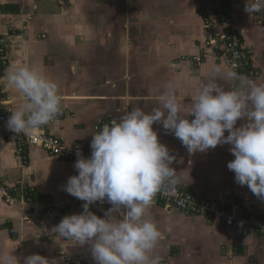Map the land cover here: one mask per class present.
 <instances>
[{"label": "crops", "instance_id": "0c3cea01", "mask_svg": "<svg viewBox=\"0 0 264 264\" xmlns=\"http://www.w3.org/2000/svg\"><path fill=\"white\" fill-rule=\"evenodd\" d=\"M212 0H0V36L7 45V65L0 75L5 98L2 108L11 115L19 94L7 75L17 65L28 66L55 81L68 117L48 128L73 150L91 155L90 144L98 127L119 120L133 108L151 112L161 107L160 95L173 83L182 115L191 109V96L201 81L209 82L216 66L231 70L210 50H204L205 31L200 6ZM245 51L252 54L264 84V5L251 14L247 0H228ZM258 0H248L249 6ZM225 90L238 81L217 79ZM189 120L194 116H187ZM242 121L237 122V127ZM161 143L175 156L171 165L182 178L176 186L203 199L221 201L239 214L264 221V199L235 181L227 167L235 157L230 144L207 152L189 153L181 141L156 123ZM228 135V132H225ZM15 141L0 130V182L29 186L38 198L56 201L78 213L84 203L66 191L75 161H62L40 149L29 151V163L17 157ZM93 211L104 218L107 202ZM26 209V208H25ZM32 214L37 206L27 207ZM150 218L161 232L151 255L160 264H264V235L239 227L225 228L177 210H166L154 200ZM117 218H120L119 216ZM49 219L29 224L15 207L0 197V264H23L40 254L49 264H66L62 252L96 264L90 245L60 237ZM11 228V229H10ZM14 234H11V231Z\"/></svg>", "mask_w": 264, "mask_h": 264}, {"label": "clouds", "instance_id": "9594fccd", "mask_svg": "<svg viewBox=\"0 0 264 264\" xmlns=\"http://www.w3.org/2000/svg\"><path fill=\"white\" fill-rule=\"evenodd\" d=\"M262 5L264 0L251 6L247 0L244 11L259 12ZM217 79L239 83L225 90ZM7 80L19 94L7 120L10 131L31 132L55 121L61 113L58 85L44 74L17 65ZM190 98L187 116H194L191 120L182 115L181 101L169 82L159 97L161 107L151 112L131 109L93 135L90 157L76 153L78 174L68 178L64 191L84 201L83 212L63 217L53 230L81 246L90 245L96 264H160V257L151 253L161 232L149 209L157 193L174 190L182 178L171 166L175 156L153 129L156 123L178 138L189 153L230 144L235 158L227 167L234 172L235 181L264 199V84L216 66L210 81H201ZM238 121H242L239 127ZM96 202L111 205L104 218L90 211ZM7 259L12 264L11 258ZM23 264H49V260L31 254Z\"/></svg>", "mask_w": 264, "mask_h": 264}, {"label": "built area", "instance_id": "2783aa9c", "mask_svg": "<svg viewBox=\"0 0 264 264\" xmlns=\"http://www.w3.org/2000/svg\"><path fill=\"white\" fill-rule=\"evenodd\" d=\"M200 14L206 34L204 50H210L239 75L252 81L259 78L261 72L257 66V61L243 47L240 33L236 29L235 13L230 2L228 0H212L209 4L201 6ZM6 41L0 36V75L3 67L7 65ZM4 99L0 88V130L9 139L15 141V152L23 165L29 163V151L31 149L43 150L48 155L62 161H76L78 151L82 153L84 158H87L80 147L71 150L63 141L52 136L48 131L51 125L68 117L63 105L59 116L50 124L39 129H33L28 133H14L7 128V120L10 114L2 108ZM109 123V121L103 122L97 130H101L105 124ZM0 197L5 200L9 207L17 208L23 220L29 224H34L35 220L38 219H49L58 225L63 217L83 212V203L77 205L79 212L75 213L70 207L61 205L56 201L40 200L34 191L26 185L8 188L0 182ZM154 200L163 204L166 210H177L194 217H201L211 224H219L228 229L239 227L246 231L264 235V221L257 215L239 214L235 207L229 209L221 201L203 199L179 187H175L174 190H162L156 194ZM28 206H37V213L32 214L30 210H27ZM97 208L93 204L90 206V211L93 212ZM11 233L14 234L13 231ZM61 254L66 264H85L78 256L64 252Z\"/></svg>", "mask_w": 264, "mask_h": 264}, {"label": "rangeland", "instance_id": "374dc122", "mask_svg": "<svg viewBox=\"0 0 264 264\" xmlns=\"http://www.w3.org/2000/svg\"><path fill=\"white\" fill-rule=\"evenodd\" d=\"M201 6H202V5H201ZM201 6H200V7H201ZM10 229H11V228H10ZM10 229H9V231H11ZM11 234H12V233H11Z\"/></svg>", "mask_w": 264, "mask_h": 264}, {"label": "trees", "instance_id": "16d2710c", "mask_svg": "<svg viewBox=\"0 0 264 264\" xmlns=\"http://www.w3.org/2000/svg\"><path fill=\"white\" fill-rule=\"evenodd\" d=\"M39 199L42 200V201L44 200V199H41V198H39Z\"/></svg>", "mask_w": 264, "mask_h": 264}]
</instances>
